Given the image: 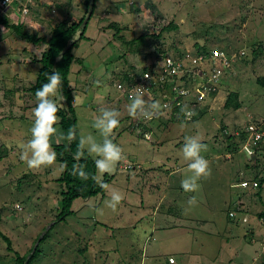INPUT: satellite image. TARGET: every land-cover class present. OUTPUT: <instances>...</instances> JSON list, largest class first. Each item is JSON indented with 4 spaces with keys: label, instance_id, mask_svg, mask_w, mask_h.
Wrapping results in <instances>:
<instances>
[{
    "label": "rangeland",
    "instance_id": "1",
    "mask_svg": "<svg viewBox=\"0 0 264 264\" xmlns=\"http://www.w3.org/2000/svg\"><path fill=\"white\" fill-rule=\"evenodd\" d=\"M15 11L5 10L14 22L19 19ZM83 13L82 0H35L22 21L28 32L48 34L60 20L72 22ZM171 21L179 29L161 38L128 45L120 38L156 34ZM85 35L74 50L83 64H73L69 74L76 125L81 138L91 135L102 143L95 120L102 110H115L119 125L109 135L122 157L111 174H103L102 179L110 177L103 194L74 199L72 213L55 222L65 190L58 181L62 164L55 157L50 164L29 167L22 159L36 105L26 89L35 82L40 67L35 59L46 45L28 43L0 25V232L11 242L9 249L0 236V264H16L17 254L37 244L30 264H262L264 183L239 185L254 181V153L246 154L244 143L228 153L225 138L228 132L238 140L241 126L264 120V49L252 51L253 44L264 43V0H96ZM133 47L139 51H128ZM202 47L210 53L200 64L186 60L188 54H202ZM159 49L189 64L195 75L209 72L210 54L220 71V51L235 57L221 75L222 84L214 85L218 93L210 103L201 102L200 111L185 123L165 126L149 117L126 118L130 103L121 99L114 74L133 67L140 72L159 61ZM234 91L241 107L223 108ZM55 99L59 102L58 94ZM137 120L142 122L137 125ZM189 137L204 145L200 155L209 167L195 191L181 187L192 175L183 156ZM96 176L99 181L98 169ZM113 192L122 197L115 208L109 206Z\"/></svg>",
    "mask_w": 264,
    "mask_h": 264
},
{
    "label": "trees",
    "instance_id": "2",
    "mask_svg": "<svg viewBox=\"0 0 264 264\" xmlns=\"http://www.w3.org/2000/svg\"><path fill=\"white\" fill-rule=\"evenodd\" d=\"M33 1L35 0H32V2ZM32 2L27 4L28 9L29 8L31 9ZM82 2L84 5V13L81 17H79L76 20H73L72 22H69L64 19L60 20L58 24H56V26L48 34H42L39 32L30 33L26 31L25 25L22 21V14L24 15L27 13H22L21 10H16L14 12L16 16L19 17V19H17L15 22L10 20V17L5 13V11L0 12V25H2L4 29H10V31L15 33L20 39L25 40L28 43H32V44L44 43L46 45L44 51H42L40 56L35 59V62H38L40 64V67L37 72V76L35 78V82L31 87H29L26 90L29 91L36 99L35 97L36 90H38L42 86V84L48 82L49 74L53 72H58L62 80L61 85L57 92L59 97L60 98L62 97L63 100V102H60L59 100V102L61 103L60 110L57 112V117L59 118V122L58 124L56 123V127H57L56 129L58 130L56 134L50 137L51 148L56 153V159H58V161L62 164V172L60 174L58 181L61 184L65 185V190L62 191L61 212L57 215L55 222H57L60 219H64L67 215H70L72 213L70 206L74 199L78 197H83V198L91 197L99 193L103 194L110 182V177H108L106 174L102 179L103 186L101 183L98 182L96 176L97 168L95 165V161L91 158L89 152L85 147L81 148L80 146L81 136L76 125V115L74 109L75 86H73V84L71 83L69 74L73 64L76 63L77 65L80 66L83 64V58L76 56L74 50L79 46L80 42L83 39L88 38L85 35V33L87 30L88 21L90 20L93 14L96 0H82ZM89 9H91V14L86 24H83V21L86 18ZM178 29H179L178 25L171 21L168 24L162 26V28L156 34H148L146 32H143L141 35H139L134 39H131L130 41L126 40L123 36H121L120 38H122V42L124 44L126 43V45H128V44H134L136 40H141L142 42L143 40H145V38L149 36L156 39L161 38L164 32L169 30H178ZM116 34H119V32H116L115 36ZM76 35L77 37H75ZM263 45L264 43L263 44L261 43L260 45H258V47L255 48V44H253V48H252L253 53L255 54L262 52V50L264 49ZM66 46L69 47L67 48L66 51L62 52ZM133 49L134 52L139 51L138 48H134V47L129 49L128 51H133ZM201 49L203 51H199L198 53H202L203 55L206 56L208 53H210V51L206 50L204 47H202ZM224 51L226 50L224 49ZM243 53L244 52H242L241 54ZM160 54L161 56H159L158 58L159 61L153 60L148 65L142 66V68L139 70L140 72H137V69L135 70L133 67L132 71H122L121 73L114 74L118 78L117 82L119 83L122 82V84L124 85L123 90L125 91L123 92L122 90H119L123 92L121 95V99L124 98L129 103H131V100L128 97V88L136 84L134 77L137 78L136 80H139L140 75L144 71L145 72L148 71L151 74H155L158 71L156 70V68H159L161 63H163L167 57H170L172 59L176 58L175 54L173 53L168 54L162 49L158 50V55ZM226 56L232 65V62L235 57H231L228 53H226ZM231 65L226 67L223 72L227 71L228 68L231 67ZM170 77H172V80H169L168 79L169 77L165 76L163 77L162 81L156 84L151 82V85H149V87L146 89V91L143 93L141 97L145 102L143 108L138 109L135 113L138 119L141 116L145 117V112L143 111V109H147L148 104L152 105L153 103H155L157 105L156 108L151 107V110H146V113H150V117L148 119L151 120L154 119L160 122V124H165V126L170 123L186 122V119L184 118V110L179 106H176L177 99L180 100L181 97H176V96H178L177 93L179 90L183 88H187L189 86L192 87L194 86L192 84V80L194 79L195 75H193L192 73L184 72L183 74H181V76H177V75L174 76L173 74ZM221 78L222 77H220V79ZM205 79L203 80L196 79L195 85L198 86L201 83V81L205 82ZM222 82H223L222 80L219 81V83L221 84ZM260 83L264 84V81ZM173 87H176L177 90L176 89L174 90ZM15 90L19 91V88ZM8 92L10 91H7V93ZM4 95H6V93H4ZM175 97L176 100L173 101ZM211 98L212 97L206 98L204 102L210 103ZM169 100H171L170 105H168L167 107H163L162 105L164 103H168ZM222 107L226 109H232L233 111L238 110L241 107L239 93L237 91L229 92L224 99V103ZM205 108L207 107L205 106ZM128 117H133V115L129 114L126 118ZM137 122L139 123L140 120H137L134 123ZM134 123L133 125L131 123V125L134 126ZM247 124L248 123H246L244 126H246ZM244 126H241L237 131L238 135L236 136L238 140H235L236 139L234 137L235 134H230L226 132L225 141H227L228 144L227 146H225V150L228 153L234 152V150L238 148V145L242 144L244 139L246 138L247 134ZM221 128L225 129L224 125H222ZM69 133L74 134L71 139L68 138ZM11 150H13V148H11ZM254 159H255V164L252 166H255L256 168L258 167V169L256 170V174L254 176V181L257 182V188H259L264 183V176H261L264 171V147L261 149H256V152L254 154ZM248 166L249 165H247V167ZM81 173H83L84 175H81ZM16 207H18V210L21 209V206L18 204H16ZM263 215H264V211L259 216L261 217ZM0 236L7 242L8 248L10 249L11 242L9 238L4 234H2L1 232H0ZM43 239L44 236L41 237L40 241H42ZM37 250H38V244L34 248L32 245L31 248L28 250V252H26L24 255L17 254L15 257L16 264H24L25 260H27V264H30ZM170 259H172L173 261L171 262ZM174 262H175L174 259L170 257L169 263H174ZM262 264H264V261L262 262Z\"/></svg>",
    "mask_w": 264,
    "mask_h": 264
},
{
    "label": "clouds",
    "instance_id": "3",
    "mask_svg": "<svg viewBox=\"0 0 264 264\" xmlns=\"http://www.w3.org/2000/svg\"><path fill=\"white\" fill-rule=\"evenodd\" d=\"M61 77L58 72H53L48 76V82L36 90V105L32 110L33 122L30 128L31 139L24 145V159L29 167H39L44 164H50L56 157V153L52 150L50 137L57 133L54 125L58 121L57 112L60 110L61 103L55 99L58 89L61 85ZM142 92L133 93L130 97L129 114L135 115L138 109H142L144 100L141 98ZM62 101V97L60 98ZM151 107L156 108L153 103ZM150 117V113H145ZM119 125L118 113L115 110H102L101 114L96 118L94 127L99 129L104 137L102 143H97L91 135L82 137L80 146L83 148L87 144L88 152L95 154L99 158L95 160L96 168L100 173V182L103 186L102 176L105 172L111 174L115 169V164L122 157L121 148L113 143L110 138L112 130ZM73 133L68 134L71 139ZM204 145L195 138H186L183 146V156L188 163V169L192 175L181 181V187L185 191H195L198 187L196 181L202 175L209 172L208 161L200 155ZM30 153V156H29ZM81 175H84L81 173ZM122 199L117 192L112 193L109 206L115 208L116 204ZM194 203V200L190 201Z\"/></svg>",
    "mask_w": 264,
    "mask_h": 264
},
{
    "label": "built area",
    "instance_id": "4",
    "mask_svg": "<svg viewBox=\"0 0 264 264\" xmlns=\"http://www.w3.org/2000/svg\"><path fill=\"white\" fill-rule=\"evenodd\" d=\"M31 2L32 0H0V12H4L7 8H12L14 10H21L22 13H27V4ZM210 55V61L211 63H214L211 65V71H201L200 73H197V75H195L193 71L186 68L189 64L183 66L182 62H179V60H177L176 58L172 59L170 57H167L165 61L161 63L159 68H156V70L158 71L155 74L144 71L140 75L139 80H136L137 78L134 77L136 84L128 88V97L130 98L131 95L136 92L144 93L149 85H151V82L156 84L162 81L163 77L165 76L169 77V80H172V77L170 76H172L173 74L174 76H181V74H183L184 72L192 73L193 75H195L194 79L192 80V84L194 86H189L187 88L179 90L177 93L178 96H176L181 97L180 100L177 99L176 106H179L184 110V118L186 119V121L191 120L196 115V113L200 111V103L204 102V100L208 97L213 98V96L218 93L214 85L219 83V81L222 79H220V77H222L221 75L224 69L229 66V60L223 51H220L221 60L218 61L219 64L223 67L222 71H220L215 65L216 58L212 54ZM186 57H188L186 59L187 61H191L192 58V61L195 63L197 62L198 64H200L204 59V55L202 54H198L195 57H192L190 54H188L186 55ZM196 79H205V82L201 81V83L197 86L195 85ZM123 86L124 85L122 83H118V90H122L124 92L125 90H123ZM173 89L177 90L176 87H173ZM176 97L173 99V101L176 100ZM185 98H188V100ZM170 103L171 100H169L168 103H164L162 106L167 107L168 105H170ZM143 111L146 113V109H143ZM145 117L148 118L149 116L145 115ZM139 123L137 122V125ZM245 131L247 136L243 141V151H245L246 154H255L256 149H261L264 147V120L259 122H248V124L245 126ZM236 134L238 135L237 131ZM239 185L244 188H255L257 187V182L253 181L250 186L247 181H242ZM260 220L264 224V215L260 217ZM170 261L172 262L173 260L170 259Z\"/></svg>",
    "mask_w": 264,
    "mask_h": 264
},
{
    "label": "water",
    "instance_id": "5",
    "mask_svg": "<svg viewBox=\"0 0 264 264\" xmlns=\"http://www.w3.org/2000/svg\"><path fill=\"white\" fill-rule=\"evenodd\" d=\"M90 14H91V9L88 11V15H87L86 18L84 19L83 24H86V22H87V20H88V18H89V16H90ZM68 47H69V46H66V47L63 49L62 52L66 51ZM25 264H27V261L25 262Z\"/></svg>",
    "mask_w": 264,
    "mask_h": 264
},
{
    "label": "crops",
    "instance_id": "6",
    "mask_svg": "<svg viewBox=\"0 0 264 264\" xmlns=\"http://www.w3.org/2000/svg\"><path fill=\"white\" fill-rule=\"evenodd\" d=\"M175 263V262H174Z\"/></svg>",
    "mask_w": 264,
    "mask_h": 264
}]
</instances>
